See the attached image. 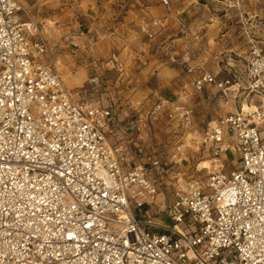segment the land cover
Here are the masks:
<instances>
[{
	"label": "built area",
	"instance_id": "2783aa9c",
	"mask_svg": "<svg viewBox=\"0 0 264 264\" xmlns=\"http://www.w3.org/2000/svg\"><path fill=\"white\" fill-rule=\"evenodd\" d=\"M201 2L236 12L247 80L206 70L194 45L203 34L182 22L181 34L194 40L185 68L202 70L192 88L215 84L234 109L197 128L186 93L159 94L151 121L186 131L164 158L153 145L113 143L124 127L143 131L142 115L122 122L113 104L67 84L47 60L52 49L38 23L24 20L23 2L0 0V264H264V0ZM163 24L141 17L149 37ZM88 83L96 88L98 77ZM190 149L207 153L213 169L178 180L169 222L157 221V174L181 168ZM230 152L241 164L227 172Z\"/></svg>",
	"mask_w": 264,
	"mask_h": 264
},
{
	"label": "rangeland",
	"instance_id": "374dc122",
	"mask_svg": "<svg viewBox=\"0 0 264 264\" xmlns=\"http://www.w3.org/2000/svg\"><path fill=\"white\" fill-rule=\"evenodd\" d=\"M21 1L29 12L24 15V20L32 18L38 23L52 49V57L47 60L58 68L66 83L80 87L88 98L97 103L113 104L121 114L122 122L134 113L142 115L146 126L138 134L146 133L151 145L164 158L170 156L178 142L185 140L186 131L174 121L162 117L151 121L149 111L159 94L175 99L186 93L187 101L196 111L197 128L234 109L229 98L220 96L221 92L215 84L205 86L202 91L192 88L187 77L191 74L183 63L181 45L178 41L172 42L174 38H179L182 22L189 28L190 25L193 29L201 27L196 31L202 34L205 29L210 33L213 31V34L219 30L221 34L226 33L225 39L219 43L213 42V37H210L209 43V39L203 36L194 45L206 43V50L211 53L223 50L218 58L213 54L202 60L205 69L217 74L218 79L232 76L241 84H246L247 46L234 11L225 15L221 9L205 7L201 0H169V5L162 0ZM257 7H262V3ZM145 13L162 19L169 28L149 37L141 29V17ZM212 19L222 24L202 27ZM171 50L178 51L174 55L176 60L171 59ZM196 71L201 73L202 70ZM91 76L98 77L96 88H91L88 83ZM242 91L238 93L237 105L245 101ZM118 134L110 136L113 143L117 142ZM229 158L225 171L240 167L239 153L230 152ZM208 160L210 156L207 153L190 149L188 160L181 168L173 167L157 174L160 192L156 199V211L152 213L155 220L169 222L168 208L174 185L178 180L187 181L192 175L205 173L206 169L200 171L198 168H208ZM209 167H212L211 163Z\"/></svg>",
	"mask_w": 264,
	"mask_h": 264
},
{
	"label": "crops",
	"instance_id": "0c3cea01",
	"mask_svg": "<svg viewBox=\"0 0 264 264\" xmlns=\"http://www.w3.org/2000/svg\"><path fill=\"white\" fill-rule=\"evenodd\" d=\"M220 24H222V22H215L213 19H212V21L211 22H209V23H205V25H203L202 27H208V26H219ZM169 28V26H166L165 24H163L162 26H159V27H156V28H154L155 29V34L157 33V32H164V31H166L167 29ZM201 28V27H200ZM199 28V26H197L196 27V29L194 28L193 29V26L192 25H190V30L192 31V33H194V32H197L196 30L197 29H200ZM205 29V28H204ZM218 31V30H217ZM220 31V30H219ZM219 31L218 32H216V31H214L215 32V34H213V31L210 33V31H207L206 29L203 31L204 32V34H203V36L204 37H207V39H209V43H211V39H210V37H213V42H215V43H219V41H223L225 38H224V36L226 35V33H222L221 34V32L219 33ZM206 39V38H205ZM217 39V40H216ZM179 42V45H181V55H182V58L185 56V54L187 53V50H188V46H187V43L190 41V42H194V40H193V38H192V35L190 34L189 36H188V39L184 36V35H182V34H180V36H179V38L177 39V38H174L173 40H172V42L173 43H176V42ZM188 41V42H187ZM174 46V45H173ZM196 47H198L197 49V52H198V54H199V58L201 59V60H203V59H205V58H208L210 55H213V54H215V57L216 58H218L219 56H218V54H220V53H222V51L223 50H218V51H215V52H213V53H211V52H208L207 50H206V43L205 44H203L202 46H199V44H197L196 45ZM203 47H205V49H202ZM209 48V47H208ZM210 49V48H209ZM170 53H172L173 54V56H171V59H173V60H176L175 59V56L174 55H177L178 54V51L177 50H171V51H169ZM203 62V61H202ZM203 64H204V62H203ZM174 68V70H175V67H173ZM176 73H178L177 71H176ZM217 73V72H216ZM197 74H202V72L201 73H197V71L194 73V74H191V75H187V77L189 78V80L191 81L192 79H193V77L195 76V75H197ZM189 81V82H190ZM172 82V81H171ZM169 85L171 84L170 83V81H168L167 82ZM206 86H211V84H206ZM171 87V86H170ZM173 87V86H172ZM177 93H179V92H177ZM123 132H122V134H118V136H117V142H121V141H125L129 146H131L132 144H139L140 146H142V148L144 149V150H146V149H148L150 146H151V143H150V141H149V139H148V136H147V134L146 133H144V135H143V133L142 134H138V132H133V131H131L130 129H128L127 127H124L123 128V130H122ZM144 137V138H143ZM143 139H144V141H143ZM146 141H148V142H146Z\"/></svg>",
	"mask_w": 264,
	"mask_h": 264
},
{
	"label": "bare ground",
	"instance_id": "6f19581e",
	"mask_svg": "<svg viewBox=\"0 0 264 264\" xmlns=\"http://www.w3.org/2000/svg\"><path fill=\"white\" fill-rule=\"evenodd\" d=\"M246 105H247V104L245 103V106H246ZM210 163H211V161H209V160L206 161V166L209 167V166H210ZM211 165H212V163H211Z\"/></svg>",
	"mask_w": 264,
	"mask_h": 264
}]
</instances>
